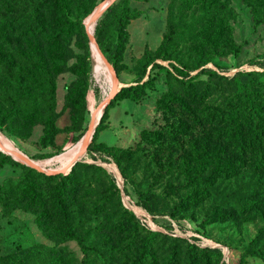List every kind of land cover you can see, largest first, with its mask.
<instances>
[{"label":"rangeland","instance_id":"374dc122","mask_svg":"<svg viewBox=\"0 0 264 264\" xmlns=\"http://www.w3.org/2000/svg\"><path fill=\"white\" fill-rule=\"evenodd\" d=\"M100 1L0 0V131L11 143L0 139L44 168L0 148V264H264V139L247 125L230 135L219 76L202 99L185 96V108L167 104L168 76L152 66L186 71L159 55L173 24V53L199 64L185 78L264 69V0L109 4L95 41L118 45L109 62L121 83L149 79L137 100L112 96L72 174L48 176L111 88L87 33ZM254 103L264 122V89ZM240 108L229 105L238 117Z\"/></svg>","mask_w":264,"mask_h":264},{"label":"trees","instance_id":"16d2710c","mask_svg":"<svg viewBox=\"0 0 264 264\" xmlns=\"http://www.w3.org/2000/svg\"><path fill=\"white\" fill-rule=\"evenodd\" d=\"M10 13L12 15H15V11H11ZM137 15L138 14L135 12V13H130L126 17L127 18L135 17ZM126 17L124 16L123 13H121L116 15L114 18L113 27L116 30V34L118 35V38L119 37L121 38L122 36L125 35L123 30L126 23ZM95 29L96 30L101 29V27L98 26V23ZM176 34H177L176 28L173 26V24H170L168 32L163 35V41L161 42L159 55L164 59L175 58L181 64L182 69L183 67H187L186 71H188L187 69L189 67H197L199 64L193 65L189 61V59L183 60V58H181L179 55L177 57L173 53L172 40L176 36ZM96 39L100 45L99 39L98 38ZM100 49L105 54L106 58L111 62H115L119 56V48L116 43L111 46H104V47L100 45ZM201 63L202 62H200V64ZM152 66L157 67L159 69L164 68L165 73L168 76L166 81L167 89L164 94L165 98L167 99V104L172 103V100H174L177 104L185 108L188 107L186 106L187 104L184 100L185 96L196 98V97H200L201 95V99H202V97H204V93H206L208 89H210V87L216 85V82H213V79L219 76L225 82V92H223V96L224 98H226L228 104L227 125L229 126L228 129L230 131V135H234L238 138H242V136L246 132L245 125H247L248 126L247 128L248 130L250 129L253 138L258 139L259 142L261 141V139H264V122L262 120V117L260 116L261 111L259 109L261 104L254 103L255 94L259 92L261 88L264 89V80L261 79L264 76V69L236 70L233 74L229 76L220 74L215 69H206L204 71H201L202 73L206 74L205 78H200L198 75L197 76L193 75V76H189L188 78H185L186 74L188 73L186 71L184 72V74L181 73L182 77H178L177 74H175L170 69L164 67L159 63H153ZM173 66L176 67L174 64ZM178 74L180 73L178 72ZM117 76L119 77V74ZM148 79L149 78L143 80L142 82H136V83H130L124 85L119 89L117 93H122L124 90H127L131 93L133 98L137 100L140 97V95L143 94V89L140 88V86ZM221 92L222 91H219V94ZM113 99L114 97H112L107 103V105L104 107V111L100 117L98 124H100L103 118L106 116L107 106L110 105ZM232 101H235L238 105L241 106L240 108L241 110L239 114L241 115V117L240 116L239 117L243 122L239 121V117L237 116L236 110L234 112L233 109H229V105ZM78 140H76L77 143ZM75 144L76 143H74V145ZM72 173H73V165L71 169L65 174L62 173L53 174L52 172L49 174H45L44 172H42V174L48 176H53V175L65 176V175H70ZM204 179H207L206 176L204 177ZM148 192L150 193V195L156 196L154 191L148 190ZM151 233H155V231L152 230Z\"/></svg>","mask_w":264,"mask_h":264},{"label":"water","instance_id":"95a60500","mask_svg":"<svg viewBox=\"0 0 264 264\" xmlns=\"http://www.w3.org/2000/svg\"><path fill=\"white\" fill-rule=\"evenodd\" d=\"M114 0H101L98 5L96 6V8L93 10V14L95 18L98 17V15L109 5L113 2ZM87 27V26H86ZM87 29V28H86ZM87 33L90 36V40L91 38L94 39L92 32H89L87 30ZM95 40V39H94ZM96 42V41H95ZM96 46L100 52V55L102 56L104 62L106 63V65L111 68L112 73H113V83L111 85V88L109 90V92L100 100V104H102L103 106V110L104 107L107 105V103L109 102V100L111 99V97L116 94L119 89L124 85L123 83L119 84V78L116 74V72L114 71V69L111 66V63L109 62V60L106 58V56L104 55V53L102 52V50L100 49L98 43L96 42ZM235 71V70H234ZM119 84V85H118ZM102 110V112H103ZM101 112V114H102ZM101 116V115H100ZM100 119V117H99ZM99 121V120H98ZM98 123V122H97ZM97 124H94V113L92 111L91 116H90V124L89 127L87 128V130L85 131V133L81 136L82 137V142H81V146L79 148V153H81L84 149L87 148L89 142L91 141L92 138V134L95 130ZM1 148V147H0ZM4 149V148H3ZM18 154H20L22 157H24L27 161L28 164L32 165V166H36L37 168H41L44 169L43 167L39 166L34 159L30 158L28 155H26L23 152H17ZM80 160L77 155L74 157V159L69 163V165L67 166H61V167H57V168H53L50 169L49 172H58V171H62V172H68L72 165L77 161ZM68 167V169H66Z\"/></svg>","mask_w":264,"mask_h":264},{"label":"bare ground","instance_id":"6f19581e","mask_svg":"<svg viewBox=\"0 0 264 264\" xmlns=\"http://www.w3.org/2000/svg\"><path fill=\"white\" fill-rule=\"evenodd\" d=\"M96 21V18L94 17V15H92V17H89L88 21L86 22L88 24V31L89 32H93V27H94V23ZM93 26V27H92ZM91 45H92V61H93V65L95 68V71L97 73H104V75L106 76L107 80L110 82V84L112 85L113 83V73L111 68H109L106 63L104 62L102 56L100 55V52L96 46V42L94 39L91 38ZM119 84H121V82L119 81ZM118 84V85H119ZM101 108L103 110V106L101 105L100 108L98 110L99 113L97 115V111H94V124H97L99 117L101 115ZM0 136L7 141L8 143H11L9 141V139L0 131ZM81 142H82V138L81 140L78 141V143H76L73 147H71L70 149H68L67 151L63 152L61 155L58 156V159L60 161H63L64 165L67 166L69 165V163L74 159V157L77 155V157L79 159H81L80 157L87 152V148L84 149L81 153H79V148L81 146ZM0 147L4 148L6 150H10V151H15V152H22L19 149H17L15 146H13V148L9 147L4 141H2L0 139ZM85 155V154H84ZM36 162V161H35ZM37 163V162H36ZM38 164V163H37ZM39 166H41V164H38ZM42 167V166H41ZM68 169V167L66 168Z\"/></svg>","mask_w":264,"mask_h":264}]
</instances>
